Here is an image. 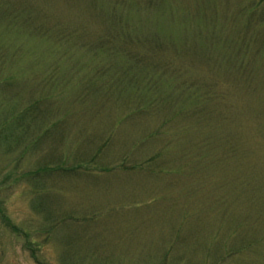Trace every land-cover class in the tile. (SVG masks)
<instances>
[{"label": "rangeland", "instance_id": "obj_1", "mask_svg": "<svg viewBox=\"0 0 264 264\" xmlns=\"http://www.w3.org/2000/svg\"><path fill=\"white\" fill-rule=\"evenodd\" d=\"M106 263L264 264V0H0V264Z\"/></svg>", "mask_w": 264, "mask_h": 264}, {"label": "trees", "instance_id": "obj_2", "mask_svg": "<svg viewBox=\"0 0 264 264\" xmlns=\"http://www.w3.org/2000/svg\"><path fill=\"white\" fill-rule=\"evenodd\" d=\"M53 219H54V224L56 223V222H60L62 219L64 220V219H67V221H68V219H70L69 217H67V216H64V218L63 217H61V216H54V217H52ZM89 219H95V218H87V219H84L85 220V223H89ZM82 220L83 219H81L80 221L82 222ZM80 222V223H81ZM47 234H49V231H48V233ZM106 264H109V263H106Z\"/></svg>", "mask_w": 264, "mask_h": 264}]
</instances>
